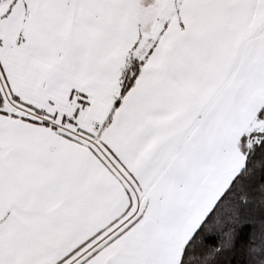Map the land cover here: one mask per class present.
I'll return each mask as SVG.
<instances>
[{
    "label": "snow or ice",
    "instance_id": "obj_1",
    "mask_svg": "<svg viewBox=\"0 0 264 264\" xmlns=\"http://www.w3.org/2000/svg\"><path fill=\"white\" fill-rule=\"evenodd\" d=\"M0 264H264V0H0Z\"/></svg>",
    "mask_w": 264,
    "mask_h": 264
}]
</instances>
